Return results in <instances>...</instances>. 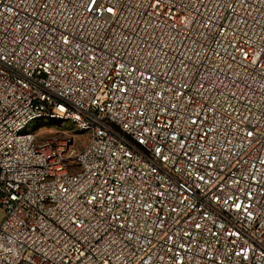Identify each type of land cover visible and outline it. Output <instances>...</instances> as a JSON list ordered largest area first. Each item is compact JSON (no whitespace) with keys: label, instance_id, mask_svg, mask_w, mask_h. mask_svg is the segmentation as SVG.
Instances as JSON below:
<instances>
[{"label":"built area","instance_id":"obj_1","mask_svg":"<svg viewBox=\"0 0 264 264\" xmlns=\"http://www.w3.org/2000/svg\"><path fill=\"white\" fill-rule=\"evenodd\" d=\"M0 264H264V0H0Z\"/></svg>","mask_w":264,"mask_h":264},{"label":"rangeland","instance_id":"obj_2","mask_svg":"<svg viewBox=\"0 0 264 264\" xmlns=\"http://www.w3.org/2000/svg\"><path fill=\"white\" fill-rule=\"evenodd\" d=\"M51 125H52L51 127L55 126L54 124H51ZM60 135L62 136V133L57 128L48 129L45 131H41V133L38 136V141H44L45 139H50L52 137H56Z\"/></svg>","mask_w":264,"mask_h":264},{"label":"snow or ice","instance_id":"obj_3","mask_svg":"<svg viewBox=\"0 0 264 264\" xmlns=\"http://www.w3.org/2000/svg\"><path fill=\"white\" fill-rule=\"evenodd\" d=\"M108 11H109V12H111V11H112V9H108Z\"/></svg>","mask_w":264,"mask_h":264}]
</instances>
